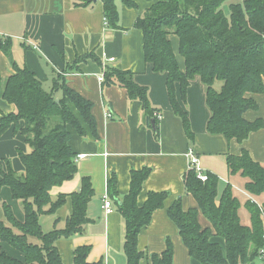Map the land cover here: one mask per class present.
<instances>
[{
  "label": "trees",
  "instance_id": "trees-1",
  "mask_svg": "<svg viewBox=\"0 0 264 264\" xmlns=\"http://www.w3.org/2000/svg\"><path fill=\"white\" fill-rule=\"evenodd\" d=\"M117 1L128 8H137L134 0H100L106 26L113 29L120 28ZM92 2L87 0L85 5ZM226 2L228 0H157L139 15L135 28L143 32L145 61L152 65L155 73L167 76L171 107L188 138L193 140L194 134L188 113L176 96V84H180L185 105L190 82L199 78L206 87V103L211 112L208 133L244 144L252 133L264 127L263 119L249 122L244 118L247 111L258 110L256 101L248 95L264 94V0L230 4L229 16L222 8ZM171 35L180 40L179 54L184 59L185 71L179 67ZM0 46L9 56L10 41L2 43L0 39ZM89 58L96 57L86 54L82 59ZM95 60L104 71L102 84L119 85L126 90L129 99L142 103L158 135L160 119L148 99V88L136 84L131 71L109 68L99 59ZM13 68L14 74L4 84L0 75V98L16 108L9 115H1L0 137L13 128L15 134L25 138L29 151L18 150L24 166L21 175L14 170L11 161L0 162V191L3 187L12 191L13 198L23 206L25 219L18 221L12 208L3 204L8 224L0 221V240L22 252L26 260L22 263L12 259L0 249V264H63L57 241L81 234L90 221L88 207L95 194L90 178L82 179L80 192L70 195L73 212L65 229L56 228L46 233L40 218L54 215L64 206L68 197L61 195L54 202L52 189L69 182L78 172L76 155L69 145V129L77 130L81 137L86 132L70 105L98 139L93 104L59 79L48 92L27 67L21 69L13 63ZM59 92L61 98L56 96ZM227 167L231 179L236 180L252 200L262 202L261 211L250 199H243L231 184L220 193L219 178L207 172L208 180L202 182L193 169L187 171L184 184L186 193L197 201L198 209L185 212L181 200H176L168 210V217L176 225L190 257L200 264H250L257 260L264 245V164L255 162L248 151H243L240 156H229ZM131 173V189L126 196L119 198L116 176L108 183V195L125 220L123 248L127 262L141 264L146 255L138 247L139 236L152 222L153 213L164 207L168 195L150 193L145 205L140 207L137 200L151 174L150 169ZM243 206L250 215L249 226L244 225L239 215ZM199 213L206 217L211 228L202 229ZM214 237L225 240V250L211 241ZM166 247L161 255H151L152 264H174L170 240ZM91 251L90 246L77 247L74 264H105L103 260L89 262Z\"/></svg>",
  "mask_w": 264,
  "mask_h": 264
},
{
  "label": "crops",
  "instance_id": "crops-1",
  "mask_svg": "<svg viewBox=\"0 0 264 264\" xmlns=\"http://www.w3.org/2000/svg\"><path fill=\"white\" fill-rule=\"evenodd\" d=\"M87 0H0V39L11 43L10 55L0 46V75L3 84L15 72L13 63L19 68L27 67L42 82L48 92L59 79L81 97L92 102V115L96 121L98 139L90 127L81 119L71 104L70 108L82 123L86 135L81 137L77 130L69 129V145L76 155L78 172L72 180L52 189L55 202L61 195L66 203L54 215H42L43 231L48 233L65 229L67 219L73 212L70 195L80 192L82 179L90 178L94 197L89 202L87 217L90 221L81 234L57 241L63 264H74L77 247L90 246L89 262L102 261L105 264H128L123 243L125 220L113 204V212L106 213L103 197L108 193V183L116 176L119 198L130 191L132 171L150 169V176L143 184L138 197L140 207L145 205L150 193H167L164 207L155 211L152 222L142 229L138 247L146 255L141 264H152L151 255H161L166 250L167 240L174 248V264H200L189 255L176 225L168 217V210L176 200H181L183 210L198 209L192 195L186 193L184 176L189 166V150L199 159L202 170L219 178L220 193L227 184L234 186L239 195L251 198L242 187L232 180L227 167L229 156H240L248 151L255 162L264 164V127L252 133L244 144L227 141L223 136L208 133L211 112L207 106L206 87L199 78L192 80L183 105L180 84H176L178 101L188 113L193 140L186 135L182 122L174 113L168 97L167 76L154 72L145 61L143 32L135 28L139 15L149 9L157 0H134L137 8L131 9L117 1L119 29L106 26L103 6L100 0L85 5ZM179 67L185 71V62L179 54L180 40L170 36ZM86 54L96 58L83 60ZM102 65L122 71H131L134 81L149 90L148 99L153 110L162 114L158 120L156 134L144 112L142 103L131 100L125 89L119 85H103ZM113 59V61H111ZM61 98L62 94H56ZM252 97L258 110L247 111L244 118L249 122L264 120V94ZM16 111L14 105L0 98V116ZM28 152L25 138L15 134L13 128L0 137V162L9 160L14 170L24 173V166L18 157V150ZM3 204L10 206L15 218L24 222V209L20 201L13 198L12 191L3 187L0 191V221L8 224ZM202 229L211 224L199 213ZM211 241L226 249L223 238ZM0 249L10 258L22 263L25 255L0 240ZM258 261V260H256ZM250 264H255V262Z\"/></svg>",
  "mask_w": 264,
  "mask_h": 264
},
{
  "label": "built area",
  "instance_id": "built-area-1",
  "mask_svg": "<svg viewBox=\"0 0 264 264\" xmlns=\"http://www.w3.org/2000/svg\"><path fill=\"white\" fill-rule=\"evenodd\" d=\"M111 61H113V59ZM99 80H100V82H103L104 81V76L102 75ZM156 117L158 119H161L162 118V114H157ZM187 157H189L188 170L193 169L195 172H197L198 178L202 182L207 181L208 180L207 172L200 168L199 159H198V157H196L194 151L193 150H189ZM103 202H104V208L106 210V213H108V214L112 213L113 212V204H112V201H111L108 193H106L104 195ZM263 229H264V223H263ZM262 240H263V244H264V232H263ZM256 259L258 260L259 264H264V245L259 250Z\"/></svg>",
  "mask_w": 264,
  "mask_h": 264
},
{
  "label": "rangeland",
  "instance_id": "rangeland-1",
  "mask_svg": "<svg viewBox=\"0 0 264 264\" xmlns=\"http://www.w3.org/2000/svg\"><path fill=\"white\" fill-rule=\"evenodd\" d=\"M241 0H228V2H226L224 5H223V9L225 11V14L226 16H229L230 15V8H229V5L230 4H234V3H240ZM1 118V116H0ZM6 170V167L4 168ZM241 196V195H240ZM243 199H250L253 203H255L259 208H260V211H261V201L259 199H254L253 200L251 198H247L245 196H241ZM239 215H241V219H242V222L244 223V225L246 226H249L250 225V215H248V212L247 210L243 207H241L240 209V212H239ZM255 264H259L258 261L255 262Z\"/></svg>",
  "mask_w": 264,
  "mask_h": 264
},
{
  "label": "water",
  "instance_id": "water-1",
  "mask_svg": "<svg viewBox=\"0 0 264 264\" xmlns=\"http://www.w3.org/2000/svg\"><path fill=\"white\" fill-rule=\"evenodd\" d=\"M99 0H93V2L95 3V2H98ZM153 124H154V121H153Z\"/></svg>",
  "mask_w": 264,
  "mask_h": 264
}]
</instances>
